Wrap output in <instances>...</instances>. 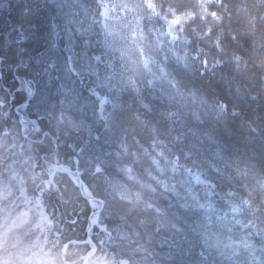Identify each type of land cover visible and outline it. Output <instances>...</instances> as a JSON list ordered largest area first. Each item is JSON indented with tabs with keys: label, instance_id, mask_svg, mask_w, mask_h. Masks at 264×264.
<instances>
[{
	"label": "trees",
	"instance_id": "16d2710c",
	"mask_svg": "<svg viewBox=\"0 0 264 264\" xmlns=\"http://www.w3.org/2000/svg\"><path fill=\"white\" fill-rule=\"evenodd\" d=\"M152 1L167 91L102 0H0V245L31 234L25 264H264V0Z\"/></svg>",
	"mask_w": 264,
	"mask_h": 264
},
{
	"label": "rangeland",
	"instance_id": "374dc122",
	"mask_svg": "<svg viewBox=\"0 0 264 264\" xmlns=\"http://www.w3.org/2000/svg\"><path fill=\"white\" fill-rule=\"evenodd\" d=\"M156 15L152 0H102L100 16L110 47L118 50L133 70L167 91L176 84L169 60L181 53L177 35L160 24Z\"/></svg>",
	"mask_w": 264,
	"mask_h": 264
},
{
	"label": "clouds",
	"instance_id": "9594fccd",
	"mask_svg": "<svg viewBox=\"0 0 264 264\" xmlns=\"http://www.w3.org/2000/svg\"><path fill=\"white\" fill-rule=\"evenodd\" d=\"M20 242L17 243L15 237L11 234L9 235L8 242L0 245V264H25L19 257L21 254V249L26 245L31 243V234L25 235L23 230H20ZM63 250L61 248L54 249L52 255L56 256L57 264H63L61 260V254ZM28 253H24L27 255ZM87 253H84L80 256L78 264H91V258L84 260V256ZM66 258V255H65ZM34 264V262H33Z\"/></svg>",
	"mask_w": 264,
	"mask_h": 264
},
{
	"label": "bare ground",
	"instance_id": "6f19581e",
	"mask_svg": "<svg viewBox=\"0 0 264 264\" xmlns=\"http://www.w3.org/2000/svg\"><path fill=\"white\" fill-rule=\"evenodd\" d=\"M102 199V198H101ZM103 200V199H102ZM103 204H104V200H103Z\"/></svg>",
	"mask_w": 264,
	"mask_h": 264
},
{
	"label": "water",
	"instance_id": "95a60500",
	"mask_svg": "<svg viewBox=\"0 0 264 264\" xmlns=\"http://www.w3.org/2000/svg\"><path fill=\"white\" fill-rule=\"evenodd\" d=\"M90 237H91V236H89V238H90ZM95 249H96V248H95ZM95 249H94V250H95Z\"/></svg>",
	"mask_w": 264,
	"mask_h": 264
}]
</instances>
